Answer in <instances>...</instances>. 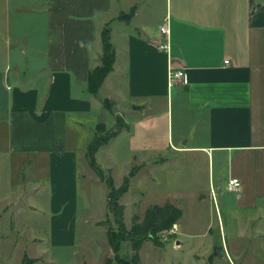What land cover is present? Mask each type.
<instances>
[{"label":"crops","instance_id":"1","mask_svg":"<svg viewBox=\"0 0 264 264\" xmlns=\"http://www.w3.org/2000/svg\"><path fill=\"white\" fill-rule=\"evenodd\" d=\"M105 27L115 58L93 94L88 78L101 63ZM166 38L167 50L160 46ZM176 70L184 77L172 78ZM105 98L124 126L96 160L101 166L102 148L124 141V158L109 150L101 166L115 184L113 164L136 163L122 172L121 182L136 168L122 203L134 180L142 186L163 170L173 183L176 173L167 165L184 157L190 188L175 193L198 204L217 199L223 207L218 225L208 220L201 234L210 241L203 258L216 248L217 227L221 237L230 231L264 243V0H0V145L28 164L26 174L49 179L51 209L63 210L52 217L56 244L74 242L58 235L63 218L74 221L75 205L63 203L64 181L75 183L80 157L89 162L86 148ZM231 177L240 179L237 189L228 187ZM167 202L184 214L177 199L149 206ZM181 218L169 233L177 245L179 235H195L181 230ZM30 257L38 264L42 256Z\"/></svg>","mask_w":264,"mask_h":264},{"label":"rangeland","instance_id":"2","mask_svg":"<svg viewBox=\"0 0 264 264\" xmlns=\"http://www.w3.org/2000/svg\"><path fill=\"white\" fill-rule=\"evenodd\" d=\"M99 95H103V92ZM104 106L106 107V104ZM105 107L103 119L98 120L94 127L95 133L115 130L121 121ZM179 122L178 113L175 111L176 137ZM123 143L124 141L119 140L112 146L102 148L99 153L101 166L106 164V152L109 150L114 151L118 158H124ZM179 160L178 164L167 165L166 172L171 169L174 174L176 173L171 184L164 176L163 170L156 176L144 179L142 186L139 179L131 183L132 191L123 198L125 222L130 228L133 217L136 214L143 217L146 211L144 208H147L150 202H162L165 198L177 199L182 202L184 208L180 220L181 230H191L195 235H179L180 239L182 238L180 245L175 243L172 234L167 231L161 234L162 245H156L152 240L147 239L140 249V261L134 264H264V243L247 237L236 239L230 231L226 236L221 237L218 227L214 228L216 248L203 258L202 254L210 241L201 234L208 220L218 225V212L222 204L217 199H206L199 204L193 203L190 196L175 193L182 191L180 188L183 190L190 188L189 182H191L187 178L191 166L187 165L186 171V165L182 163L184 157H180ZM135 164L128 165L124 161L113 164L117 185L121 183L122 172L126 169L130 170ZM27 165L25 162H19L13 153L0 145V264H18L25 253L29 256H42L38 264H83L84 262L104 264L114 252L108 240L106 226L96 225L95 221L108 219L114 226L116 225L107 209L108 186L91 168L87 158L80 157L75 183L72 184L68 177L64 181L67 185L62 196L64 206L66 207L70 201L73 202L71 206L75 205V212L72 225L70 217L63 218L65 229L62 233L59 231L58 235L71 236L74 242L70 244L55 243L52 217L61 215L63 210L56 212L51 209L54 191L49 179L47 180L46 175L38 171L34 174L33 170L31 173L27 170L26 174ZM103 169L108 175L112 174L109 168L103 167ZM201 182H203L202 178L198 183ZM143 189L145 195L139 196L140 190ZM167 193L173 195L169 196ZM138 198H141L140 203L137 202ZM7 204L9 207L4 211ZM196 220L198 221L195 222ZM119 254L133 261L130 240L121 243Z\"/></svg>","mask_w":264,"mask_h":264},{"label":"trees","instance_id":"3","mask_svg":"<svg viewBox=\"0 0 264 264\" xmlns=\"http://www.w3.org/2000/svg\"><path fill=\"white\" fill-rule=\"evenodd\" d=\"M130 13L122 14L121 17H129ZM103 53L101 63L92 68L88 78V90L97 94L98 90L113 68L115 58V48L110 39V28L105 27L102 31ZM103 103L106 108L112 109L111 102L104 99ZM124 126L121 120L119 126L115 130L96 132L86 148V155L89 160L91 168L95 171L98 177L104 181L108 186L107 207L108 212L113 216V223L108 220H101L98 223L106 226V233L114 255L108 257L104 264H134L140 261V249L145 240L150 239L156 245H162L161 234L168 231L172 226L182 217L183 211L174 203L167 202L165 204H152L146 211L145 215L141 217L136 214L133 217V223L130 228L125 223L124 204L121 202V197L126 193L130 187V179L136 172L133 168L127 175L124 176L120 185H116L113 176L108 175L105 170L98 164L96 160V153L100 146L108 142L114 137L119 129ZM98 130V128H97ZM124 240H130L132 246L133 261L122 257L119 254L121 243ZM36 258L24 254L20 264H33ZM83 264H90L84 262Z\"/></svg>","mask_w":264,"mask_h":264},{"label":"built area","instance_id":"4","mask_svg":"<svg viewBox=\"0 0 264 264\" xmlns=\"http://www.w3.org/2000/svg\"><path fill=\"white\" fill-rule=\"evenodd\" d=\"M168 26H167V24H165V25H163L162 27H161V31L163 32V33H165V34H167L168 33ZM160 46L162 47V48H164V49H169V46H170V44H169V40H168V38H166L164 41H162L161 43H160ZM225 63H229V59H226L225 60ZM171 77L172 78H183L184 77V71H182V70H176V71H171ZM240 184H241V181H240V179L239 178H237V177H231L230 179H229V181H228V187L230 188V189H237L239 186H240ZM175 228H176V224H174L173 226H172V228L170 229V230H168L167 232H173L174 230H175Z\"/></svg>","mask_w":264,"mask_h":264}]
</instances>
